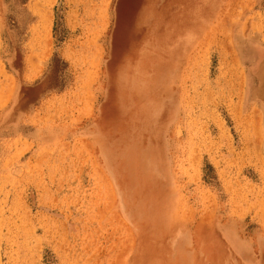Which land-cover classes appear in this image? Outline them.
I'll return each instance as SVG.
<instances>
[{
	"label": "rangeland",
	"instance_id": "1",
	"mask_svg": "<svg viewBox=\"0 0 264 264\" xmlns=\"http://www.w3.org/2000/svg\"><path fill=\"white\" fill-rule=\"evenodd\" d=\"M0 264H264V0H0Z\"/></svg>",
	"mask_w": 264,
	"mask_h": 264
},
{
	"label": "bare ground",
	"instance_id": "2",
	"mask_svg": "<svg viewBox=\"0 0 264 264\" xmlns=\"http://www.w3.org/2000/svg\"><path fill=\"white\" fill-rule=\"evenodd\" d=\"M250 57H252L251 55H250ZM252 59V58H251ZM257 60V59H256Z\"/></svg>",
	"mask_w": 264,
	"mask_h": 264
}]
</instances>
